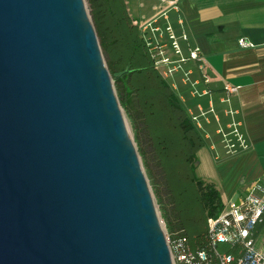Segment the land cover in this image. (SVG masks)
Returning <instances> with one entry per match:
<instances>
[{
  "label": "water",
  "instance_id": "water-1",
  "mask_svg": "<svg viewBox=\"0 0 264 264\" xmlns=\"http://www.w3.org/2000/svg\"><path fill=\"white\" fill-rule=\"evenodd\" d=\"M0 264H173L84 0H0Z\"/></svg>",
  "mask_w": 264,
  "mask_h": 264
},
{
  "label": "crops",
  "instance_id": "crops-1",
  "mask_svg": "<svg viewBox=\"0 0 264 264\" xmlns=\"http://www.w3.org/2000/svg\"><path fill=\"white\" fill-rule=\"evenodd\" d=\"M167 1L160 0L151 18L140 23L161 20L160 25L170 27L167 34L176 37L184 54L187 46L197 48L199 59L190 60L184 68L188 73L183 83L187 106L193 111L197 108L195 114L207 111V119L201 121L209 124L210 118L215 132L231 121L238 122L246 140V149L232 155L225 153L220 142L210 149L208 137L199 150L205 151L204 158H213V181L203 180L214 183L220 196L228 198L243 184L264 180V0H177L175 5ZM182 33L186 41L181 39ZM241 37L254 46L240 47L237 40ZM227 85L238 89L225 102ZM190 87L199 90L196 101Z\"/></svg>",
  "mask_w": 264,
  "mask_h": 264
},
{
  "label": "trees",
  "instance_id": "trees-1",
  "mask_svg": "<svg viewBox=\"0 0 264 264\" xmlns=\"http://www.w3.org/2000/svg\"><path fill=\"white\" fill-rule=\"evenodd\" d=\"M86 1L110 75L116 79L119 103L131 121L135 139H139L137 121L143 116L172 186L174 208L162 211L166 230L172 239L184 237L185 245L194 253L205 249L211 256L207 218L217 216L223 204L215 185L194 173L195 154L204 146V138L172 87L155 68L147 41L129 16L125 0ZM138 151L144 158L141 148ZM143 165L150 177L146 159ZM216 250L236 254L238 247L218 242Z\"/></svg>",
  "mask_w": 264,
  "mask_h": 264
},
{
  "label": "built area",
  "instance_id": "built-area-1",
  "mask_svg": "<svg viewBox=\"0 0 264 264\" xmlns=\"http://www.w3.org/2000/svg\"><path fill=\"white\" fill-rule=\"evenodd\" d=\"M167 2L170 5H175L177 0H168ZM155 30L157 31L158 28L156 27ZM165 30L169 32L170 27L167 26ZM167 35L171 40L174 54L179 57L176 60L169 56L159 60L154 59L156 69L159 66H164L167 67L165 71L171 73L172 70H176L180 66L178 62L186 63L199 59L197 48L190 46L186 47L187 54L182 56L183 50L179 41L172 33ZM181 39L186 41V34L182 33ZM237 42L243 48L254 46L252 42L243 37L238 38ZM176 61L177 65L169 66ZM199 68H202L201 64ZM203 81L207 82L205 76H203ZM237 89L236 86H225L223 89L225 97L222 101L228 102L230 95ZM210 111L212 112L211 107ZM228 112L230 113V111ZM206 113L207 111H201L199 115L193 116V120H197L199 117L206 120ZM216 133L222 148L228 155L238 153L247 147L238 122L231 121L224 127L220 126L216 129ZM235 193H237L238 204H235L232 200L233 195H231L226 201H222L223 206L217 216L207 218L208 249L212 252L211 256L205 249H199L194 253L185 245L184 237L172 239L165 230L173 264H264V180L257 178L243 184ZM218 242L236 245L237 253L229 254L217 251L216 244Z\"/></svg>",
  "mask_w": 264,
  "mask_h": 264
},
{
  "label": "rangeland",
  "instance_id": "rangeland-1",
  "mask_svg": "<svg viewBox=\"0 0 264 264\" xmlns=\"http://www.w3.org/2000/svg\"><path fill=\"white\" fill-rule=\"evenodd\" d=\"M125 1H126V6H127V11L129 13V16L133 19V23L138 25L141 36L143 37L144 40L147 41V45L154 59L159 60L165 56H169L173 60L178 59L179 56L175 55L173 52L171 40L168 38L165 27L160 25L161 20H159L160 22L158 21L153 22V20L150 19L149 21L145 22V25H141L140 23L143 20H147L151 18V16L157 11V5L160 2V0H125ZM84 3L86 6V10L91 18L90 7L86 0H84ZM162 5H164V3ZM155 6H156V9H154ZM162 16L163 14L161 15V17ZM161 17H159L158 19H161ZM156 27H158L157 31L155 30ZM182 56H184V53ZM104 60L106 62V56H104ZM188 62L186 63L178 62L180 63L179 64L180 66L177 67L176 70H172L171 73L166 72L165 70L167 67H164V66H159L158 70L163 76V78L166 80V82L174 90V93L177 99L179 100L182 107L187 111L189 119L196 126L198 132L201 134V136L204 139L208 137L206 144H208L210 149L211 148L214 149L220 141H217L219 137L217 136V134H215L216 133L214 131L215 128H214V125L211 124V120L209 116L207 115L210 121V123L208 122L209 124L202 123L201 118L204 119L203 117H199L197 120H193V116L199 115L201 111L198 114H195L196 112L194 111H197V108H195L193 111L192 109H189V107L187 106L185 102L186 95H185V88L183 86V83L187 82L188 73L184 72V68L185 66H187ZM175 65H177V61L174 62L173 64H169L170 67L175 66ZM188 66L192 67V64H189ZM193 71L195 74H197L196 69ZM111 79L114 84L116 80L115 77L111 76ZM197 91L199 90H196L194 87H190L189 92L194 101H196V98L198 97ZM121 109H122V114L124 117L126 127L128 129V133L131 139L134 141V145L137 151H138V148H141V150L144 152V158L142 157L139 151H138V154H139V158L142 163V167H143L145 174H146V168L143 165V159H146L148 163L151 176L148 177L146 175L147 181L150 187V191H151L152 199L154 201V206H155L157 215L160 219L161 226L165 232V230L167 229L166 220L162 215V211L163 209H165L166 211H172L174 208L172 186L171 184H169V181L167 180L166 171L162 164L163 163L162 159L149 135V132L147 129L148 126L147 124L143 122L144 117L140 116L139 121H137L138 123L137 131H138V136H139V139L137 140L139 141V144H138L135 139V132L132 128L131 121L122 106H121ZM203 155H205V151L203 150L201 151L198 150L196 152L195 154L196 161L194 163L195 165L194 173L197 177L201 179L212 180L210 176H211V173L212 174L214 173L213 163H212L213 158L211 157L204 158ZM209 155H211L210 151H209ZM158 196L160 199H158ZM221 199L222 201H226L227 197H221Z\"/></svg>",
  "mask_w": 264,
  "mask_h": 264
}]
</instances>
